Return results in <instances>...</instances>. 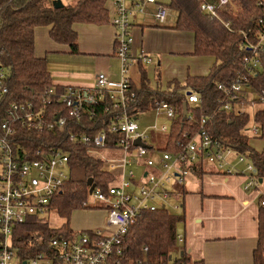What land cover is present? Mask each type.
Instances as JSON below:
<instances>
[{
    "label": "built area",
    "instance_id": "2783aa9c",
    "mask_svg": "<svg viewBox=\"0 0 264 264\" xmlns=\"http://www.w3.org/2000/svg\"><path fill=\"white\" fill-rule=\"evenodd\" d=\"M112 1L115 4L112 24L117 34L115 56L120 65L119 81L111 80L103 71L97 73L95 84L89 88L70 87L59 93L50 88L38 102L14 101L7 104L8 70L0 62V264H121L120 258L124 254L122 240L138 216L143 212L157 211L162 205L166 207L174 194L166 187L183 186L198 167L213 165L224 177L246 175L247 191L256 192L261 185L255 167L245 155L210 137L208 119L200 120L196 132H184L181 141L176 143L178 148L174 145L171 149L167 143L157 142L154 138L173 132L178 119L173 105L155 100L152 108L155 120L147 128L141 127L138 119L147 112L137 107L138 90L133 85L130 72L138 62L149 63L150 59L143 55L132 56L134 39L129 34L131 10L127 0ZM145 2L156 4L154 18L158 26L168 23L171 9L167 4L156 0ZM143 7L139 4L136 10L142 14L145 12ZM226 7L236 9V4L233 0H201V11L214 19L220 20L219 12ZM259 24L264 26V16ZM244 38L240 47H248L252 55L243 58L234 81L217 86L224 95L221 107L237 116L248 112L254 114L256 104L264 103V91L251 88L247 75L261 67L259 51L264 49V35L257 45H252L246 34ZM199 102V95L191 93L185 103L195 105ZM54 105L56 109H50ZM84 118L89 122L98 120L104 128L90 134L83 131L70 133L69 141L78 143L90 156L108 164L104 171L111 175L117 169L124 171L120 185L109 183L104 189L93 183L95 188L82 204L86 210L104 209L108 216L107 228L114 231L109 235L93 230L71 238L59 236L50 241L52 253L49 255L34 249L26 259H21L13 244L15 229L33 216L44 220L43 217L51 211L52 200L62 194L70 180L68 152L45 144L30 156L21 141L22 132L45 134L62 131L70 120L81 122ZM161 119H166V123H161ZM185 120L197 122L189 110ZM249 133L257 137L258 125L251 127ZM106 150L122 153L123 157L117 160L102 156L101 152ZM242 165L245 166L243 171L239 168ZM133 166H141L145 170L137 182L135 171L128 169ZM134 186L136 190H133ZM259 197L263 195L259 194ZM259 203L264 208V198ZM174 208L178 210L180 206ZM177 241L183 244L184 237L178 236ZM145 252H148L147 248Z\"/></svg>",
    "mask_w": 264,
    "mask_h": 264
},
{
    "label": "trees",
    "instance_id": "16d2710c",
    "mask_svg": "<svg viewBox=\"0 0 264 264\" xmlns=\"http://www.w3.org/2000/svg\"><path fill=\"white\" fill-rule=\"evenodd\" d=\"M106 1L75 0V3L57 9L53 6L55 0H0V62L8 70L7 104L14 101L38 102L40 96L50 88H54L57 93L63 92L60 86H56L52 81L46 60L36 57L35 30L42 26L51 27L50 36L54 42L68 45L72 53H79V36L73 26L108 24L110 20ZM233 1L236 9H222L219 12V20L201 11V0H169L167 5L177 17L172 30L194 34L193 56H212L215 63L207 76L189 77L184 84L174 81L169 83L165 93H162L158 88H151L147 70L139 62L142 85L137 92V107L147 112L153 108L155 100H163L176 108L178 119L173 125V132L166 138L167 147L170 149L176 146L184 132H196L200 120L208 119L206 122L210 137L245 155L255 167L257 178L264 180V149L262 152L255 151L250 146L253 138L258 137L264 141V109L260 108L254 114L248 112L241 116H237L235 112L229 113L221 107L224 95L217 88L220 83L234 81L243 58L252 55L248 47H240L245 41L244 34L252 45H257L261 35H264V26L259 24V20L264 16V0ZM226 24H229V27H226ZM259 53L260 69L247 75L251 88L264 91V49ZM156 79H161L159 70ZM188 93H196L200 97L198 104H187L196 123H189L183 116ZM56 107L54 105L50 109ZM256 124L259 134L253 137L249 131ZM102 128L104 126L98 120L89 122L88 118H84L81 122L70 120L67 128L62 131L45 134L22 132L21 141L29 150L30 156L35 149L45 144L67 151L70 157V180L62 194L51 202V211L54 210L67 220L63 227L53 228L45 220L33 216L15 229L13 244L21 259H26L34 249L49 255L52 253L50 241L53 238H71L82 233L74 232L70 223L72 214L83 209L82 204L89 197L91 187L88 182L93 179L94 184L107 189L114 177L104 171L105 163L102 160L90 156L78 143L70 142L69 135L82 131L87 134L95 133ZM196 173L203 175L204 168L198 167ZM181 194L186 193L182 191ZM263 198L264 196L260 197L259 201ZM259 207V244L253 257L255 264H264V208L260 203ZM185 219L186 216L182 212L163 208L141 213L122 240L124 254L120 258L121 264H203L202 261L194 262L191 259L185 244H178L179 227L184 224ZM146 248L148 252H145Z\"/></svg>",
    "mask_w": 264,
    "mask_h": 264
},
{
    "label": "crops",
    "instance_id": "0c3cea01",
    "mask_svg": "<svg viewBox=\"0 0 264 264\" xmlns=\"http://www.w3.org/2000/svg\"><path fill=\"white\" fill-rule=\"evenodd\" d=\"M156 2L160 3L159 0ZM62 3L71 5L75 0H64ZM127 4L131 10L129 34L134 39L132 56L143 55L150 59L149 63H141L147 70L152 89L158 88L160 92L165 93L169 83L176 81L184 84L189 77L209 74L215 58L193 56L194 34L172 30L177 22L174 12L171 11L168 23L158 26L154 18L155 3L127 0ZM139 4L141 6L143 4L145 8L142 14L136 10ZM105 5L109 12L108 24L73 26L79 36V53H72L68 45L54 42L50 36L51 27L42 26L35 30L36 57L46 60L52 81L56 86H60L62 91L70 87L89 88L95 84L97 73L103 71L111 80L119 81L120 65L115 56L117 34L112 24L115 4L112 0H107ZM173 13L174 16L171 17ZM138 63L130 72L137 90L141 89L142 85ZM158 70L160 80L156 79ZM163 120L166 119H161L160 122L165 124ZM170 134L164 135L162 139L161 136H156L154 139L166 143L163 140ZM250 146L255 151L262 152L264 141L253 142L252 139ZM101 155L117 160L123 157L122 153L108 150L102 151ZM105 165L107 168L108 164ZM209 167L210 165L204 167L203 175L196 172L190 175L183 186L168 185L166 189L173 190L174 194L167 202V206L162 205L161 208L164 206L168 210L169 206L178 205L180 208L175 209L174 212L185 214V222L179 227V236L184 237L183 244L194 262L255 264L253 255L259 244L260 233L259 194L264 196V180L258 191H247L245 190L246 175L224 177ZM141 168L143 173L137 176L136 182L144 176L145 170ZM123 174V170L117 169L113 175L114 181L111 183L120 185ZM136 189L134 186L133 190ZM182 191L186 194L182 195ZM99 209L93 212L86 209L74 212L72 220L75 228L81 229L80 232H91L103 228L105 221L107 225L106 211ZM99 213L105 216V221L96 220L95 214ZM82 220L85 222H81Z\"/></svg>",
    "mask_w": 264,
    "mask_h": 264
},
{
    "label": "rangeland",
    "instance_id": "374dc122",
    "mask_svg": "<svg viewBox=\"0 0 264 264\" xmlns=\"http://www.w3.org/2000/svg\"><path fill=\"white\" fill-rule=\"evenodd\" d=\"M56 1V0H55ZM61 1H64V0H61ZM211 1H215V0H211ZM160 3H164V4H169V0H159ZM143 6V4H142ZM144 8V7H143ZM145 9V8H144ZM174 16V13L172 14L171 17ZM119 73H120V69H119ZM260 108H263L264 109V103H258L256 104V108L254 110V112H256L257 109H260ZM155 120V113L154 111L150 110V112H148L146 115H141L138 119V123L141 125L142 128H147L148 126H150L149 124ZM163 122H166V120H163ZM255 125H253L252 127H254ZM161 139L163 138V136L160 137ZM167 139H164L163 141L166 142ZM168 141V140H167ZM257 141H260L261 142V139L260 138H253V142H257ZM245 166H239V168L241 169V171H243ZM211 170L215 171L216 173H218L217 171V168L214 167L213 165H210L209 167ZM128 169H132L135 171L136 175L138 176H141L142 173H143V170L141 167L139 166H133V167H128ZM219 175V173H218ZM90 202H92L91 199H89ZM171 205V204H169ZM169 210H171L172 212L176 211L174 206L171 205L168 207ZM94 211H99L100 209H94ZM93 210H86V211H90V212H93ZM178 212V211H177ZM95 217H96V220L97 221H105L104 217L105 216H102V214H95ZM44 220L49 223L51 225V227L53 228H61L63 227V225L67 222V220H65L64 218L60 217L57 212H55L54 210L50 211L48 214H46L44 217ZM75 218V217H74ZM81 222H85V221H81ZM70 227L71 229H73L75 232H80L81 229H77L75 228V225H74V221L71 219V223H70ZM95 230H99V231H102L104 234H111L113 231H111V229L107 228V225H106V221H105V226L103 228H97Z\"/></svg>",
    "mask_w": 264,
    "mask_h": 264
},
{
    "label": "water",
    "instance_id": "95a60500",
    "mask_svg": "<svg viewBox=\"0 0 264 264\" xmlns=\"http://www.w3.org/2000/svg\"><path fill=\"white\" fill-rule=\"evenodd\" d=\"M53 6H54L55 8H57V9H60V8L65 7L61 0H56V1L53 3ZM190 94H191V93H188V95H190ZM183 108H184V118H185V117H186V114H187V111H188V108H187V104H186V103H184V107H183ZM57 120H58V119H57ZM137 144H139V141L137 142ZM259 181H260L261 183H263L262 179L259 180ZM88 186L91 187L90 192H92L93 189L95 188V186H94V184H93V179L90 180V181L88 182ZM163 209H165L164 206H163Z\"/></svg>",
    "mask_w": 264,
    "mask_h": 264
}]
</instances>
